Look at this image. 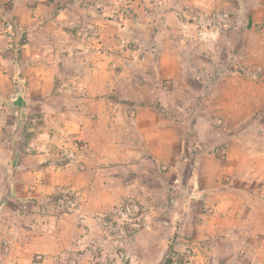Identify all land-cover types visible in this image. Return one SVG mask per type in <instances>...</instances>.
Masks as SVG:
<instances>
[{"label":"clouds","instance_id":"9594fccd","mask_svg":"<svg viewBox=\"0 0 264 264\" xmlns=\"http://www.w3.org/2000/svg\"><path fill=\"white\" fill-rule=\"evenodd\" d=\"M0 264H264V0H0Z\"/></svg>","mask_w":264,"mask_h":264}]
</instances>
